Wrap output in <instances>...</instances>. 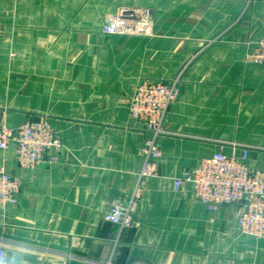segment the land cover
I'll list each match as a JSON object with an SVG mask.
<instances>
[{"label": "crops", "instance_id": "1", "mask_svg": "<svg viewBox=\"0 0 264 264\" xmlns=\"http://www.w3.org/2000/svg\"><path fill=\"white\" fill-rule=\"evenodd\" d=\"M32 1L0 21L17 60L0 102L10 125L46 117L62 148L31 169L17 166L14 143L0 150L20 180L16 203L0 205V264H264V239L238 227L239 204L211 212L171 182L203 155L237 154L232 144L252 146L248 167L264 170V68L244 59L264 37V0ZM123 3L149 8L152 36L101 32ZM178 75L158 176L142 180L134 225L119 232L104 215L134 191L146 136L129 99L144 79Z\"/></svg>", "mask_w": 264, "mask_h": 264}, {"label": "built area", "instance_id": "2", "mask_svg": "<svg viewBox=\"0 0 264 264\" xmlns=\"http://www.w3.org/2000/svg\"><path fill=\"white\" fill-rule=\"evenodd\" d=\"M101 30L115 36L154 34L151 16L145 9L121 10L107 16ZM244 59L264 68V37L246 52ZM179 79V75L169 83L144 79L137 84L129 99V114L141 123L146 136L134 191L125 203L112 205L104 215L105 221L117 226L119 232L134 225L135 193L142 180L158 176L156 163L161 157L159 138L167 132L164 122L170 106L179 96ZM1 113L0 150H6L14 142L16 161L20 167L31 169L44 161L57 159L62 143L47 118L27 119L11 128ZM231 146L239 152L226 154L220 150L203 155L193 172L173 177V190L191 185L198 201L211 212L222 204H239L241 211L237 223L240 231L264 239V170H251L248 167L252 146ZM19 189V179L0 167V205L15 204Z\"/></svg>", "mask_w": 264, "mask_h": 264}, {"label": "rangeland", "instance_id": "3", "mask_svg": "<svg viewBox=\"0 0 264 264\" xmlns=\"http://www.w3.org/2000/svg\"><path fill=\"white\" fill-rule=\"evenodd\" d=\"M42 1L48 2L49 0H35V2H37V3L42 2ZM51 1H53V0H51ZM32 2H33L32 0H0V21L1 20L5 21V19L6 20L10 19V15L12 13L10 11L5 12V10L7 9L6 7H10L12 4H19V3L26 4V3H32ZM106 2H107V0H100L99 3H101V5H104V4H106ZM129 9H134V10L145 9V10H148L149 15L151 16V19H152V14H151V11L149 10V8H146V7H143V8L142 7H130L129 5H126L123 3L122 5H119L115 11L106 14L104 19H103V23L105 22V19L107 16L119 13L121 10H129ZM103 23L101 25V29H102ZM9 30H10V28H5L3 26L0 27V38L2 35H5V33L8 34ZM153 31H154V29H153ZM101 32H102V30H101ZM4 38H5V36H4ZM15 54H16V49H13L12 45L0 42V92L4 91V93H5L4 98H6L9 95V91L12 89V87L14 86V83L16 82L15 81L16 77L11 76L12 65L16 64V62H17ZM0 111L2 112L1 114L3 116L4 121L11 128H15L17 125L23 123L27 119L37 118V117H33L32 115H30V116H27L22 122H20L16 125H10L8 122L10 109L7 106L6 102L5 103L0 102ZM12 143H14V142H11L10 144H12ZM10 144H9V146H10ZM14 145H15V143H14ZM2 151H4V150H2ZM14 154H15V149H14ZM15 159H16V156H15ZM46 162H48V161H46ZM16 163H17V166L20 167L17 161H16ZM0 167H2L6 171V169L3 166L0 165ZM20 168H22V167H20ZM22 169H25V168H22ZM9 174L12 175L11 173H9ZM12 176H16V175H12Z\"/></svg>", "mask_w": 264, "mask_h": 264}]
</instances>
